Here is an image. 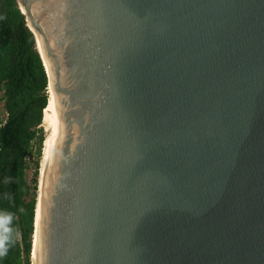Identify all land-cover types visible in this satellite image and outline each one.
I'll return each instance as SVG.
<instances>
[{"label":"water","instance_id":"water-1","mask_svg":"<svg viewBox=\"0 0 264 264\" xmlns=\"http://www.w3.org/2000/svg\"><path fill=\"white\" fill-rule=\"evenodd\" d=\"M19 3L58 116L37 264H264V0Z\"/></svg>","mask_w":264,"mask_h":264},{"label":"trees","instance_id":"trees-1","mask_svg":"<svg viewBox=\"0 0 264 264\" xmlns=\"http://www.w3.org/2000/svg\"><path fill=\"white\" fill-rule=\"evenodd\" d=\"M48 87L26 15L18 0H6L0 16V92L6 112L0 118V264H32ZM31 158H36L32 184Z\"/></svg>","mask_w":264,"mask_h":264},{"label":"bare ground","instance_id":"bare-ground-1","mask_svg":"<svg viewBox=\"0 0 264 264\" xmlns=\"http://www.w3.org/2000/svg\"><path fill=\"white\" fill-rule=\"evenodd\" d=\"M25 11V7L22 5L21 6ZM27 17L29 19V24L32 27V29L35 31V35H36V40H37V45L39 50L41 51V53L44 56L43 50L41 48L40 45V39H39V31L32 25L31 23V19L29 17V15L27 14ZM45 57V56H44ZM46 61V58H45ZM47 64V61H46ZM48 67V64H47ZM49 70V67H48ZM49 78H50V83H49V87L51 89V96L49 97V103L47 105V107L45 108L44 111V118H43V123L44 126L46 128V133H50L52 134L53 128L58 120V116L54 107V83H53V79L49 70ZM49 90V89H48ZM45 159H44V165H43V169H42V177H41V184L39 187V191H38V205H37V229H36V235H35V239H34V256H33V264H37V261H39V254H40V237H41V223H42V212H43V197L45 195L48 194V188H49V182H50V172L48 169V165L46 162V137H45Z\"/></svg>","mask_w":264,"mask_h":264},{"label":"rangeland","instance_id":"rangeland-1","mask_svg":"<svg viewBox=\"0 0 264 264\" xmlns=\"http://www.w3.org/2000/svg\"><path fill=\"white\" fill-rule=\"evenodd\" d=\"M19 3V0H18ZM20 5V3H19ZM49 92V97L51 96V89L49 88L48 90ZM6 117V112H5V108H4V99H3V92H0V118L4 119ZM45 131V136H46V128L44 126V123H42L41 125ZM44 159H45V143H44V147H43V155H42V159L40 161L39 164V176H38V181H39V187L41 184V177H42V169H43V165H44ZM35 162H36V158H31L29 159V164H30V169L28 170V180L29 182L32 184L33 182V177H34V173H35Z\"/></svg>","mask_w":264,"mask_h":264}]
</instances>
